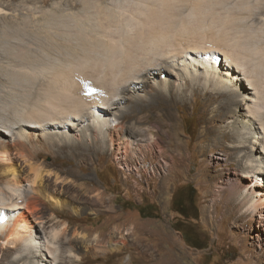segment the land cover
<instances>
[{
	"label": "bare ground",
	"instance_id": "1",
	"mask_svg": "<svg viewBox=\"0 0 264 264\" xmlns=\"http://www.w3.org/2000/svg\"><path fill=\"white\" fill-rule=\"evenodd\" d=\"M185 1L137 0L133 5L113 8L114 13L99 8V18L91 33L82 35L80 45L84 49L76 51L70 46L73 51L61 56L65 62L44 61L40 66L41 61L27 59L31 67H27L25 75L31 74L32 79L42 77L43 87L36 99L26 97L18 103L19 122L11 124L12 120L5 123L0 119V172L6 178L0 184V217L5 216V221L0 222V264L62 263L60 231L53 230L48 235L44 223L45 208L51 204L59 209L63 206L56 196L58 192L46 185V178L56 176L59 180L61 174L40 161L44 154L57 156L71 149L87 162L85 147L90 146L83 140L91 139L97 149L108 142L112 150L115 148L117 159L124 163L134 153L145 164L157 149L158 157L170 159L164 165L159 163L158 173L163 172L162 168L161 175L173 169L174 150L168 142L163 146L158 139L149 141L152 128L142 132L122 125L128 113L127 109L122 110L126 97L122 93L130 92V88L139 90V81L135 79L156 76L159 70L160 75L165 71L169 74L159 82H151L158 88L150 98L152 101L139 95L128 99L144 103L142 125L153 121L145 111L160 110L162 114L155 116L156 127L168 135L175 125V116L168 107L177 96L185 102L189 89L197 96L196 87L213 86L215 94L207 96L205 103L217 105L212 122H224L234 108L245 101L248 104L244 116L248 120H243L238 130L243 141L234 147L245 154L237 157L239 170L226 179L225 185L241 211L251 215L256 230L264 234V44L260 45L264 42L235 30L237 20L243 21L242 16L248 11L245 4L240 6L239 13L222 16L216 11L217 2L189 0L187 6L191 3L192 11L186 17L178 15ZM229 28L233 31H228ZM23 68L20 69L24 73ZM174 76L180 84L170 81ZM244 81L250 86L246 87ZM153 101L158 103L157 108L151 106ZM119 106L123 117L117 122L112 110H118ZM8 129L12 136L6 132ZM218 133L228 141L237 135L220 130ZM210 142L204 147L205 152L216 150L215 141ZM232 154L227 152L229 156Z\"/></svg>",
	"mask_w": 264,
	"mask_h": 264
},
{
	"label": "rangeland",
	"instance_id": "2",
	"mask_svg": "<svg viewBox=\"0 0 264 264\" xmlns=\"http://www.w3.org/2000/svg\"><path fill=\"white\" fill-rule=\"evenodd\" d=\"M211 1L217 2L216 11L222 16L225 13H239L240 6L245 4L248 11L242 16L243 21L237 20L235 30L264 42V0ZM136 2L0 0L2 122H19L21 119L16 112L18 103H22L26 97L36 99L42 93L43 78L32 79L31 74L25 75L27 67H31L27 59L41 61L40 66L44 61L65 62L61 56L73 51L70 46L76 51L84 49L80 45L84 38L82 35L91 33L92 26L99 18V8L104 7L106 12L114 13L113 8L116 10ZM184 3V8H181L183 11L178 15L188 17L192 11L189 9L191 3L189 6V0ZM222 28H225L224 25ZM228 31L232 32L233 29L229 28ZM219 56L223 57V54ZM223 61L225 63L224 57ZM15 65L25 67L24 73ZM160 74L159 70L156 76L135 79L139 81V90L130 88V92L122 93V97L126 95L121 106L122 110H128L127 118L121 120L123 113L120 106L118 110H112V117L117 122L120 119L123 126H133L142 132L152 128L149 141L158 139L163 146L169 143L175 158L173 169L167 172L168 175H161L163 168V172L158 173L159 163L164 165V161L167 163L170 159L158 157L157 149L152 151L145 164H142L141 156L139 158L134 153L124 163L117 159L115 148L112 150L108 142L102 149H97L91 139L83 140L90 146L85 147V150L88 149L87 162L78 158L71 149L57 156L44 154L41 157L40 161L48 164L50 170H58L61 174L59 180L56 176L47 177L46 185L58 192L56 196L63 206L59 209L51 204L48 209L45 208L44 219L48 235L53 230L60 231L61 264H264V234L256 230L257 225L252 222L251 215L241 211L238 201L232 199L225 185L226 179L239 170L237 157L241 158L245 154L244 150L234 147L243 141L238 130L243 120H248L244 118L249 109L246 98L244 100L241 97L245 101L244 105L235 106L232 115L224 122H212L217 105L205 106V103L207 96L215 94L213 86L210 84L205 87L202 84L201 88L196 87L197 96H194V90L189 89L185 102L177 96L168 107L175 116V125L168 135L156 127L158 118L155 116L162 114L160 110L145 111L146 115L152 116L153 121L142 125L141 107L144 103L128 99L139 95L152 101L150 98L158 88L151 82H159L169 73L165 71ZM170 81L181 83L175 76ZM244 83L246 87L250 86L246 81ZM7 105L14 106V110ZM151 106L157 108L158 103L153 101ZM164 118L161 117L162 121ZM219 130L228 134L237 132V135L228 141L219 135ZM10 131L6 132L12 136ZM210 141H215L217 148L215 146L216 150L205 152L204 147L212 143ZM227 152L233 153L232 156L227 155ZM1 174L2 171L0 180L3 181L0 184H4L6 178ZM188 193L194 197L196 210H190L189 217L182 218L176 209L179 201L183 202L185 208L188 207ZM178 227L181 231L177 230ZM5 263L9 264V261Z\"/></svg>",
	"mask_w": 264,
	"mask_h": 264
},
{
	"label": "trees",
	"instance_id": "3",
	"mask_svg": "<svg viewBox=\"0 0 264 264\" xmlns=\"http://www.w3.org/2000/svg\"><path fill=\"white\" fill-rule=\"evenodd\" d=\"M188 196L186 197V203H187V208H185L183 206V202L182 201H179L178 203V207L176 209V212L182 217V218H187L189 217L188 216V212L190 210H196V207H195V203H194V197L191 193H188L187 194ZM186 206V205H185ZM193 219H197V218H193ZM178 231H181V229L178 227L177 229ZM183 237L185 238V234H183ZM202 248V247H201Z\"/></svg>",
	"mask_w": 264,
	"mask_h": 264
}]
</instances>
